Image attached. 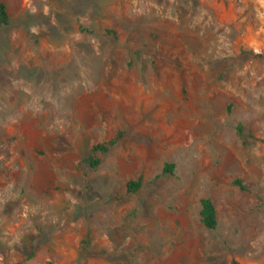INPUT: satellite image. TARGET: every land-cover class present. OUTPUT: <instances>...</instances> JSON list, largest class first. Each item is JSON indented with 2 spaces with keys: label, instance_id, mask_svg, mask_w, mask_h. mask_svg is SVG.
<instances>
[{
  "label": "rangeland",
  "instance_id": "1",
  "mask_svg": "<svg viewBox=\"0 0 264 264\" xmlns=\"http://www.w3.org/2000/svg\"><path fill=\"white\" fill-rule=\"evenodd\" d=\"M4 1L0 264H263L264 0Z\"/></svg>",
  "mask_w": 264,
  "mask_h": 264
},
{
  "label": "trees",
  "instance_id": "2",
  "mask_svg": "<svg viewBox=\"0 0 264 264\" xmlns=\"http://www.w3.org/2000/svg\"><path fill=\"white\" fill-rule=\"evenodd\" d=\"M10 23V16L7 9V5L4 0H0V26H6ZM240 130V125L238 126ZM122 132H118L116 136L103 142L94 143L91 146V154L86 157V160L91 165H96L99 158L96 154L106 151L111 145L115 144ZM171 165H167L165 169H170ZM240 183L239 181H237ZM140 187L139 180H128L127 188L129 191H136ZM199 216L201 222L208 228H214L217 224L216 211L213 202L209 198L200 199ZM230 264H240L236 259H232ZM264 264V262H263Z\"/></svg>",
  "mask_w": 264,
  "mask_h": 264
}]
</instances>
